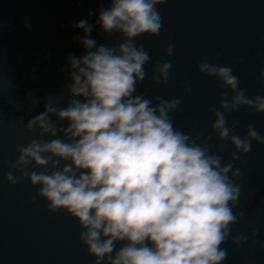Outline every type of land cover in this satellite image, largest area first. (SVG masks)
I'll list each match as a JSON object with an SVG mask.
<instances>
[{
    "label": "clouds",
    "instance_id": "obj_1",
    "mask_svg": "<svg viewBox=\"0 0 264 264\" xmlns=\"http://www.w3.org/2000/svg\"><path fill=\"white\" fill-rule=\"evenodd\" d=\"M163 3L109 0L107 8L101 7L97 23L103 33L123 37L115 47L97 46L91 38L94 25L87 20L73 24L85 33L74 37L85 54L68 56L67 106H58L60 97H45L44 111L25 124L29 132L38 129L40 138L20 147L4 174L11 186L27 178L31 186H39L36 196L51 213L63 210L75 218L82 229L78 239L94 264H223L228 249L221 245L230 237L239 247L256 235L233 234L232 226L244 216L234 212L242 190L237 182L241 170L234 163L252 150L253 142L264 145V136L254 124L243 137L233 134L239 121L229 124L227 114L242 107L264 113V96L247 95L230 66L207 60L197 65L227 90L211 109L212 132L235 149L225 164L219 154L225 145L214 153L211 134L193 137L174 126L178 97H156L154 104L146 94H137L151 56L134 41L160 33L157 6ZM173 51L169 45L166 55ZM171 69V61L154 65L152 82L167 83ZM260 76L264 79V71ZM26 100L38 103L31 93ZM9 103L21 109L20 103ZM63 121L67 126H58ZM62 161L70 163L61 166Z\"/></svg>",
    "mask_w": 264,
    "mask_h": 264
},
{
    "label": "water",
    "instance_id": "obj_2",
    "mask_svg": "<svg viewBox=\"0 0 264 264\" xmlns=\"http://www.w3.org/2000/svg\"><path fill=\"white\" fill-rule=\"evenodd\" d=\"M108 6L109 0H0V264H94V257L78 239L82 230L78 221L63 210L51 213L47 202L36 196L39 186H31L27 178L11 186L4 174L17 159L19 148L40 138L38 129L29 132L25 124L44 111L45 97H60L58 106H67L68 56L85 54L83 45L74 40L85 33L73 24L81 19L93 24L91 38L97 46L115 47L123 42L120 34L103 33L97 23L99 9ZM157 8L162 17L160 33L144 34L134 41L151 56L145 65L148 76L138 84L137 94H146L154 104L156 97H178L181 105L172 113L174 126L193 137L211 134L212 151L217 152L223 143L219 154L223 163H229L235 149L221 142L211 127L215 119L211 109L227 90L219 80L200 73L197 65L207 60L230 66L247 95L264 96L260 76L264 71V0H165ZM89 12L94 14L89 16ZM169 45L174 49L172 56L166 55ZM161 61L172 63L169 80L154 84L152 70ZM65 68L69 70L62 71ZM28 93L38 103L26 100ZM231 95L228 91L229 99ZM10 99L20 103L21 109L10 104ZM227 119L229 124L239 121L233 134L243 137L248 125L254 124L264 136V113L242 107L228 113ZM234 167L241 170L237 182L242 186L234 212L243 211L244 216L232 226L233 234L256 235L239 247L230 237L221 245L228 249L223 264H264V145L253 142L252 150L242 154Z\"/></svg>",
    "mask_w": 264,
    "mask_h": 264
}]
</instances>
